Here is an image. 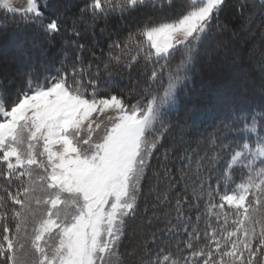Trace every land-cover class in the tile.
Instances as JSON below:
<instances>
[{"label":"snow or ice","instance_id":"6c2138e0","mask_svg":"<svg viewBox=\"0 0 264 264\" xmlns=\"http://www.w3.org/2000/svg\"><path fill=\"white\" fill-rule=\"evenodd\" d=\"M166 3L171 0H90L72 19L71 26L66 27L60 15H46L41 0H27L23 9L13 7L11 0H0V10L11 14L14 22L33 26L48 41L62 32L75 37L65 40L74 52L70 54L65 47L56 76L40 83L34 65L21 67L17 74L23 87L11 99L13 81L6 84L0 80V165L6 166L0 177L9 185L13 179L20 182L15 193L9 187L3 188L7 200L19 205V209L9 210L5 197L0 196V264H26L19 255L25 248L19 234L21 225H26L25 210L35 216L31 209L33 201L46 207L30 237L25 227L33 253L31 264H126L127 257L134 258L136 264H226V258L232 264H264V220L253 215L256 206L264 202V105L229 109L223 128L208 138V149L203 155H198L194 162L188 153L180 156L187 164L179 171L178 179L167 163L172 150H165L160 168L167 187L159 188L162 181L159 173H154L157 184L150 191H157V200L162 204L169 201V190L176 185H182L184 193L191 189V203L186 195L175 202L176 220L184 224L176 232L183 231L187 236L183 248L178 243L176 253L164 247L153 252L145 240L127 251V257L120 251L128 222L135 219L139 209L150 161L170 128L168 117L176 104L178 89L190 80L200 46L209 40L213 27L216 33L211 38L217 48L227 44V40L217 38L220 36L232 40H255L258 36L261 59L257 66L264 77V0H258V22L257 13L250 11L256 8L257 0H235L233 19L239 20L238 28L220 20L228 0H188L186 11L175 19L144 22L130 31L123 42L113 40L108 45L110 50L118 49L120 53L110 54L104 62L103 69L109 74L112 66L125 58L124 66L129 70L141 57L145 64L165 61L159 68L154 67L148 77L147 103L130 104L116 94L99 95L100 68L96 66L93 78L92 61L87 68L84 66L87 46L80 42L82 33L78 26L84 23L94 28L101 18L119 16L124 20L144 8L156 11L159 5L163 9ZM44 7L48 5L45 3ZM69 55L73 56L70 70L66 67ZM177 55L179 62L169 65ZM236 70L240 71L239 66ZM164 74L166 80L160 90L152 91L153 84ZM261 91L264 92V84ZM191 119L188 114L182 127ZM41 145L42 150L37 151ZM33 166L42 172L35 180ZM238 169L242 172L239 183L234 179ZM37 183L43 196L36 195ZM205 195L207 213L215 214L217 222V208L226 215L225 205L235 209L232 216L236 227L229 231L219 226L218 237V229L209 223L201 242L198 227L194 226L191 232L186 230L183 204L198 209ZM216 197L219 203L214 202ZM152 207L148 224L159 218L157 205ZM9 211L16 221L15 231L7 223ZM144 215H148L147 206ZM200 219L197 215V224ZM172 231L168 229L169 233ZM155 239L153 233L151 242Z\"/></svg>","mask_w":264,"mask_h":264},{"label":"trees","instance_id":"16d2710c","mask_svg":"<svg viewBox=\"0 0 264 264\" xmlns=\"http://www.w3.org/2000/svg\"><path fill=\"white\" fill-rule=\"evenodd\" d=\"M73 1V0H72ZM90 0H75L73 5L68 9L62 10L66 2L63 0H41V8L45 11L48 17L60 15L66 27L71 26L72 19L79 16V10L88 4ZM235 0H228V7L225 9L224 13L221 14V22L228 21L233 27H239V20L233 19L235 16V8L233 7ZM45 3L48 5L47 8L44 7ZM188 0H171V3H166L163 9L159 8L157 5V10L153 11L151 7L141 9L140 11L134 12L130 19V23L123 24L122 19L119 16L109 17L107 20L101 18L96 21L95 27H88L86 24L82 23L78 27L82 33L80 42L84 43L86 51L83 56V64L87 68L89 61H92V73L93 78H95L96 66L99 65L100 75L99 79L102 86V91L99 93L101 96H106L110 94H116L125 99L127 103H136L141 101V103L146 104L147 99L150 97H145V90L149 85V79L154 67L159 68L160 65L165 63L164 60H160L158 65H153L151 63L145 64L143 57L140 58L139 62L136 63L131 70L124 66L127 62L125 58L124 62L119 65H113L111 69V74L107 73L103 69V64L110 54H120L118 49H109L108 45L113 40H119L121 42L127 37L130 31H134L139 25L144 22H162L173 20L187 9ZM258 0L256 8L250 9L256 14V21L258 22L260 17L258 14ZM60 9V10H59ZM7 17V18H6ZM124 19V20H126ZM88 20V16H85V21ZM255 28V24L253 25ZM106 30V31H104ZM117 32L115 33V31ZM258 32V29H257ZM216 33L215 26L213 27L212 34H210L209 40H206L202 44L200 54L195 62V67L190 73V80L180 89H178V95L176 104L173 106V111L168 117L170 121V128L167 133L162 138V146L156 151L152 157L150 163L151 167L148 169L147 179L143 182V191L139 197V209L136 212L134 220H130L127 226V235L124 237V242L133 240L134 242H139L137 236H130L132 230L140 224H146L149 217L152 216L151 207L153 204H161L157 200V191H149V185L156 175L154 173H159L160 180L159 188L164 190L167 187L166 182H163V169L160 168V164L163 161V154L166 149H171V153L168 160L169 168H171L173 177L178 179V173L183 168L184 164H187V160H181L180 156L184 153H188L192 156L193 162L198 155H203L205 150L208 149V138L217 131L218 128H223V122L225 116L229 109H248L252 107H259L264 105V92L261 91L262 84L259 83V79L262 78L257 68V64L261 59V49L260 54H248L247 51L250 50L254 45H258L259 38L255 40L245 39L241 45L233 48L227 53L228 44L217 48L215 40L211 37ZM4 35V36H3ZM3 36V37H2ZM227 36L217 37L223 40ZM14 43L16 41V47L18 52L16 56H13L9 60L0 61V80L8 84L10 80L13 82L10 85V99L14 98L18 88L23 87V81L21 77L17 74L18 69L25 65H34L36 68L37 80L43 83L46 79H50L52 76L57 75V69L61 66V60L63 59V50L67 47L68 52L71 54L74 49L69 43L65 45V40L72 41L75 39L74 36H69L67 33L62 32L61 36L56 37L53 41H48L37 29L33 26H26L19 21H13L11 19V14H6L5 12L0 13V41ZM261 48V47H260ZM87 49H90L87 50ZM6 48L0 49V54H6ZM216 52L217 58H224L226 60L236 59L240 62L239 68H248L247 76L250 78L251 84L245 86L239 84L238 82H229L227 84H222L220 78L212 81V84L206 86V82L209 76L216 74L220 71L222 77H230L223 69H218L214 66L212 62V52ZM242 51V55L235 57V52ZM224 52V53H223ZM93 53H95V59L93 58ZM132 54H135L134 52ZM224 57H223V56ZM179 55H177L173 60L169 61V65L174 66L179 62ZM73 61V56L69 55L67 68L70 70ZM18 69L10 73L9 78L6 79L5 75L7 71L13 67ZM245 77H241L240 80H244ZM246 79V78H245ZM166 80V74L161 75L152 86V91L160 90L162 83ZM255 90V92H254ZM83 91V89H82ZM254 92V93H253ZM191 114L192 119L188 122V129L185 130V142L180 146H176L180 134L178 130L182 125L185 124V117ZM189 130V132H188ZM210 154V153H209ZM193 163V167H194ZM6 166L0 165V171H3ZM242 177V172L238 169L234 174V179L237 183L240 182ZM19 181L13 179L11 185L8 181L0 177V196H4L8 209L17 208L19 205H14L10 200H7V194L3 191V188L9 187V190L13 193L17 191ZM25 183H27L25 178ZM157 184V182L155 183ZM213 188H216L213 179ZM235 185H232L234 187ZM207 189V185H205ZM221 193L224 192L223 186L219 189ZM169 201L162 203L161 207L156 210L157 218H153L151 227H147L148 233L144 235V241H149V247L155 252L160 247L166 249L170 248L173 253L177 252L176 244H180L183 248V241L187 239L183 231L177 233V228H184V224L177 222L175 202L178 198H183L185 195L189 203H191V189L189 188L187 193L183 192L182 185H176L174 188L169 190ZM23 197H21L22 199ZM207 195H205L204 200L199 202L198 209L196 207H189L188 203L183 204V210L187 222L186 230L191 232L193 227H198L200 230V235L203 242L204 231L210 223L212 228L218 229L219 237V226L226 227L229 231L233 230L236 225L233 223L234 217L232 216V211L227 206V215L224 211L217 208L216 213H219L220 219L217 222L216 215H209L207 213L206 201ZM216 203H219V197L215 198ZM147 206L148 215H144L145 207ZM257 211L253 213L254 216L260 212L264 216V202L256 206ZM197 215L201 217L199 223L197 224ZM258 217V216H257ZM162 218H165L162 220ZM190 218V220H188ZM171 221V223H169ZM9 227L15 231L16 221L11 218V212L9 211V219L7 221ZM172 228L171 233L168 229ZM209 231L211 229H208ZM2 231V227H0ZM259 232V228H257ZM155 233L156 239L152 243V235ZM235 239V238H233ZM125 253V252H124ZM126 255V253H125ZM127 256V255H126ZM128 264H136V261L132 257H128ZM229 262L230 258H226ZM127 263V262H126Z\"/></svg>","mask_w":264,"mask_h":264},{"label":"rangeland","instance_id":"374dc122","mask_svg":"<svg viewBox=\"0 0 264 264\" xmlns=\"http://www.w3.org/2000/svg\"><path fill=\"white\" fill-rule=\"evenodd\" d=\"M63 1L66 2V4L63 7H61V9L65 10V9H68L71 5H73V1H75V0H73V1L72 0H63ZM11 2H12L13 7H15L16 9H23L26 7L27 0H11ZM1 12L3 13L4 11L0 10V13ZM130 21H131L130 19H126V20H123L122 23L128 24V23H130ZM104 31H106V30H104ZM116 32H117V30L115 31V33ZM10 40L11 39H8V42H3L2 40L0 41V49H2V48H6V50L9 49L6 54H4V55L0 54V61L5 60V59L9 60L13 56H16V53L18 52L16 44L14 45V43H16V41L13 40L14 43H12V42H10ZM223 40H227V44H228V50L226 51V54H227V53H231L230 51L233 48L241 45L245 39L232 40V39H229L228 37H226ZM260 47H261L260 43L258 45H254L253 47L250 48V50L247 51V53L248 54H254V53L260 54V49H261ZM242 54H243L242 51H239V52H235L234 55H235V57H238L239 55H242ZM217 57H218L217 53L215 51L212 52L211 59H212V62L214 63L213 65L216 66V68H218V69H223L228 74H231V76L224 78L221 76L220 71H219L218 73L213 74L212 76L208 77L207 82H206V84H207L206 86H209V84L211 85L212 81L217 79V78H220L222 84H224V85L229 83V82H238L239 84L242 83V85H245V86H249L251 84L250 78H248V76H247L248 68H240V71H237L236 65H239L240 62H238L236 59L232 58V60H226L224 56H223L224 58H217ZM233 61H236V64H234ZM15 69L17 70L18 66L16 68L13 67V68L9 69L5 75V78L8 79L10 73H13V71ZM241 77H245L246 79L244 78V80H240ZM263 80H264V77L260 78L259 83L262 84ZM213 85L214 84H212V86ZM254 92H255V90H254ZM110 114H112V113H106V115H110ZM105 123H107V120H105ZM187 129H188V126H185V127L181 126L180 129L178 130L180 137L178 138L177 142L175 143L176 146H180L182 143L185 142L186 136L184 135L185 134L184 131ZM188 132H189V130H188ZM101 133H102V130H101V132H98L96 134V137L98 138L101 135ZM23 147L26 151V144ZM40 150H42V145L40 148L37 149V151H40ZM38 174H42L41 170L39 168H36L35 166H33V179L34 180L36 179ZM156 182H157V178L155 177L153 180V183L151 182L149 185V188H148L149 191H150V189L154 188V186L156 185L155 184ZM35 187H36V195L43 196L44 193L41 192L40 185L37 183L35 185ZM155 205H157V208L155 209V211L161 207V204H159V203H157ZM45 207H46L45 205L37 206L35 204V202L33 201L31 203V209H32V212L35 213V216H33L27 210H25V212H24V216L27 217V221H26V225H24V224L21 225V232L19 235H20L21 242H23L25 244V248L22 252L19 253V255H20L21 259L25 260L26 264H31V261L33 259V253H32V250L30 248V241L25 237V227L27 228V235H28V237H30L32 235V228L34 227L35 222L37 220H39L41 218V216L43 215V209ZM151 210L153 212V207H151ZM231 210L235 211V209H231ZM257 216L259 218H261L262 220H264V216H262V214H260V212L257 214ZM164 219L165 218H162V220H164ZM151 226H153L152 223L148 224L146 222V224L140 223L136 227V229L134 228L132 230L130 236H132V237H133V235L137 236L139 238V242H134L133 240H129V241L125 240V242H124V239H123V242H122L121 247H120L121 253H123L124 255L126 253V255H127V251L136 248L139 243L144 242V235H146L148 233L147 227H151ZM54 236H55V234H53V240H54ZM127 259H128V257H127ZM127 259H126V262H127L126 264L129 263V261H127ZM226 264H232V261L231 260L229 262L226 261Z\"/></svg>","mask_w":264,"mask_h":264}]
</instances>
